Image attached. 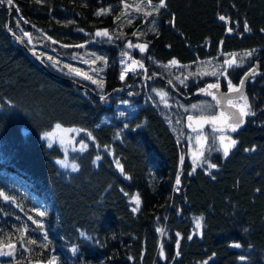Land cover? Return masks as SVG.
I'll return each instance as SVG.
<instances>
[{
    "label": "trees",
    "instance_id": "1",
    "mask_svg": "<svg viewBox=\"0 0 264 264\" xmlns=\"http://www.w3.org/2000/svg\"><path fill=\"white\" fill-rule=\"evenodd\" d=\"M165 3L159 11L145 0L0 4V192L9 197L0 196V246L16 244L0 264H47L53 256L55 264H264V0ZM101 9L107 13L97 15ZM127 44L147 48L127 51ZM80 45L101 62L99 87L41 57L46 48L67 55ZM127 52L143 68L121 79ZM231 57L237 64L221 68L224 78L195 72ZM256 61L244 93L255 115L230 135L237 143L227 158L206 155L215 169L193 171L181 128L187 114L174 91L186 96L210 84L226 90L225 78L237 86ZM144 73L146 88L139 85ZM152 88L179 104L155 106L144 99ZM119 100L137 105L134 113L116 119ZM56 124L84 133L86 151L70 155L75 172H63L56 164L61 151L41 139ZM135 196L140 206L133 212Z\"/></svg>",
    "mask_w": 264,
    "mask_h": 264
},
{
    "label": "rangeland",
    "instance_id": "2",
    "mask_svg": "<svg viewBox=\"0 0 264 264\" xmlns=\"http://www.w3.org/2000/svg\"><path fill=\"white\" fill-rule=\"evenodd\" d=\"M140 8H143V7H140ZM24 33H23V36L28 42V44L30 43L29 46L30 47L35 46L36 44H34L32 39L30 38V35L28 37V36H25ZM97 37H102V36H97ZM38 45H39L38 47L39 50L41 49V47L45 46L42 41L39 42ZM128 45L129 44L126 45L127 51H130L131 49H136L140 51L139 48H136L135 46L129 47ZM77 48H78L77 51L72 52L67 55L59 53L54 49L49 48L48 50V48H46L44 49L45 50L44 52H40L42 54V56L41 55L40 56L43 57L44 60L47 63H49V65H51V67H53L56 71L60 73H64L65 75L73 77L75 79L88 81L94 84L95 86L99 87L98 80L100 79V76L102 73L101 71L103 70L102 69L103 67L99 64L101 63L100 60L96 56L88 53V51L86 52V50L84 49L82 45L77 46ZM127 53L129 54V52ZM125 57H126V60L123 62L124 65L122 66L123 73L133 72V71H125V70H126V67L132 66V60L134 59L130 56V54L129 56H125ZM232 59H235V64H233L232 66H235L237 64L236 58L231 57L226 60H232ZM226 60L222 62L221 66L216 65L215 63H209L207 64L208 67H204V68L203 66H198L195 72L202 76L206 75L210 77L224 78L222 76L223 73H221L222 72L221 68H226V69L230 68V66L225 63ZM134 68H135L134 71H138L139 69H141L139 65L134 66ZM72 69L78 70L79 72L86 74L88 77H91V79H87L83 75H77L76 71H71ZM184 71L186 75L190 73L188 70H184ZM93 81H96V82L93 83ZM224 81L228 84V88H229L228 80L225 78ZM148 82L150 81L149 80L146 81L144 88H146V85ZM139 85L143 87V84L139 83ZM164 85L167 88L168 87L170 88L169 83L164 82ZM158 93H165L163 100L161 99L160 95H158ZM152 95L155 97L154 99H156V103ZM176 98L179 99L177 96ZM176 98L170 95L166 90L159 89V88H152L149 93L148 91L144 92V99L151 103H154L155 106L160 105L161 107H166L165 105H167V107L169 108L170 106L179 104ZM233 102L236 104L243 103V101H240L239 99ZM194 105L196 107H193ZM136 106L137 105L130 104L129 102L125 100H119L118 105L116 106V116H115L116 119H122L123 117H127L128 114L132 115L134 113ZM180 106L187 115H206L208 113L212 114L214 112V109L213 110L211 109L213 108L212 104L207 99H199L198 102H195V103L191 102L188 104L181 101ZM250 117L252 116H247L245 117V119H248ZM182 127L183 129H185V132H186V135L184 136L186 145H187L186 153H187L189 162L191 163V166L194 167V164H193L194 155L198 156L200 160L202 161L200 164L195 165V168L208 165V161L207 160L206 162L204 161H205V158H207L206 155L211 154L210 152L212 153L218 152L223 155L222 150L218 151V149H220L221 147L219 137L221 134L230 136L233 133V132H228V131L221 133L219 131H214V129H210V128H206L198 132H193L186 123H182L181 128ZM170 128L173 130L172 127ZM62 129H73L74 131H71L65 134V133L57 131L56 128L54 127L51 131H49V132L55 133V135H53V137L51 138V141H49L48 139H45L46 133L42 135L41 139L45 142L47 146L49 142H51L52 146L54 145L59 148V150L62 153V158L57 161H61L62 163H57L56 161V164L63 172H68V173L75 172L77 170V166H76V170L74 171L72 168V165H76V164L70 161V155L75 154V153H83L84 151H86L88 144L85 142V140H83L82 136L84 135V133L81 130L77 128H64V127H62ZM198 134L201 136V140L199 141V143L196 140V137ZM88 139L90 138L88 137ZM81 145H86V147L81 149ZM209 146L210 147L212 146L210 151H208ZM201 152H203L202 157L199 156ZM108 154L111 156L110 151H108ZM96 161L97 159L95 157L94 162L96 163ZM195 229L197 231L199 229L197 228V224L195 225ZM0 256L4 257L5 255H0Z\"/></svg>",
    "mask_w": 264,
    "mask_h": 264
},
{
    "label": "snow or ice",
    "instance_id": "3",
    "mask_svg": "<svg viewBox=\"0 0 264 264\" xmlns=\"http://www.w3.org/2000/svg\"><path fill=\"white\" fill-rule=\"evenodd\" d=\"M38 2H40V0H38ZM5 3L8 4V5H10V6H14V0H0V4H5ZM145 3L147 4L148 7L153 8L156 11H159L160 8L166 7L165 0H159V4L158 5L153 4L152 3V0H145ZM127 7H128V5L125 4V8H127ZM16 11L19 12V9L17 8ZM106 13H107V10L101 9L100 12L97 13V15H102V14H106ZM124 15H126V13ZM145 15H151V12H146ZM117 19H119V17ZM220 19L221 20H224L225 17L221 16ZM25 22H27V21H25ZM129 22H131V21H129ZM244 30L245 31H248L249 30V28H248L247 25H245ZM228 31L231 32L232 29L229 28ZM24 35L25 36H28L29 33L25 32ZM96 35L97 36H108L109 34H108L107 31H103V32L97 31L96 32ZM134 35H135V33H134ZM128 46L129 47H133V45H131V44H129ZM135 47L136 48H139L141 52H144L146 50V48H147V45H140V44H138V45H135ZM251 54L252 53H248L247 55H251ZM124 55H128V54L127 53H124ZM225 63L228 64L231 67L233 64H235V59L226 60ZM171 64L175 65V64H177V61L173 60V61H171ZM136 65H139V67L143 68V64H141L139 61L132 60V66L126 67V70L125 71H134L135 70L134 66H136ZM71 71H76V74L77 75H83V76H85V78L91 79V77H88L86 74L81 73L78 70L72 69ZM251 74L252 75L255 74V70L254 69L252 70ZM247 78H248V76L245 77V79H247ZM121 79H124V73L121 74ZM95 82L96 81H93V83H95ZM243 85H244V80H241L239 87L233 86L231 84V82L229 81V89H230V91L235 92V93H239V100L240 101H243V103L242 104H236L231 99H229L227 101L228 104L230 106H232V107H234V108L237 109L238 115H235L234 114L231 123H225V126L224 127H222V128H215L214 131H219L221 133H224L225 131H228V132H236L244 124V122H245V119L244 118L245 117L255 115V112L252 111L251 105L248 103L247 97L244 96L243 93L241 92V89L243 88ZM208 87H209V89H211V88H218L219 85H217V84H210ZM206 94H211V93L206 92ZM158 95H160L161 99L163 100L164 99V96H165V93H158ZM165 106L167 107V105H165ZM193 107H196V106L194 105ZM188 119H189V121H192L193 118L192 117H189ZM215 121H216V118L215 117H212L211 120H205V121H202V122L203 123H213V124H215ZM198 123H199V121H198ZM188 127H190L193 132H197V128L196 127H193L191 123H189ZM55 128H56L57 131L62 132V133H65V134L68 133V132L74 131L73 129H62V126L60 124H56ZM53 135H55V133H52V132L46 133L45 134V139H48L49 141H51V138L53 137ZM196 140H197L198 143L201 140V136L199 134L197 135ZM219 140H220L221 147H220V149H218V151L222 150L223 156L225 158H227L228 155H229V153H230V150L235 147L237 141L235 139H233L231 136H226V135H223V134L220 135ZM48 146L49 147H52V143L49 142ZM84 147H86V145H81V149H83ZM246 151H248V149H246ZM199 156L202 157L203 156V152H201L199 154ZM96 159L99 160L100 157L97 156ZM201 162L202 161L200 160V158L198 156H195L194 155V157H193V164H194L193 171H195V165H198ZM204 162H206V158H205V161ZM57 163H62V162L61 161H57ZM181 163H183V157H181ZM207 166L210 169H215L217 167V165L212 164V163H208ZM72 168L75 171L76 170V165H72ZM121 171H123L122 168H121ZM176 184L177 185L180 184V177H179V175H177ZM0 196H2L5 200H8L9 199V197L6 196V195H4V193H2V192H0ZM132 202L136 205L133 208V212L138 211L139 210V206H140V199H139V197L138 196L133 197L132 198ZM37 215L42 216L43 213L42 212H38ZM29 219H32V218L29 217ZM33 223L34 224H39V222L36 221V220H33ZM196 224H197V228H199L201 226V224H200V218H197ZM177 236H179V234H177ZM45 239H47V237H45ZM189 239H191V237H189ZM21 240L22 241L24 240V237L23 236H21ZM27 244H36V241L35 240H27ZM6 247L9 249V251L7 253H5L3 251V247H0V255L7 254V255L11 256L13 254V251L12 250H14L16 248V244L9 242L6 245ZM232 247L240 248L241 245L237 243V244H233ZM73 251H75V249H73ZM163 255H164L163 254V251H161V256H163ZM241 259H243V257H241ZM55 260H56V258L53 256L52 258H50L47 261V264H55ZM205 264H206V262H205Z\"/></svg>",
    "mask_w": 264,
    "mask_h": 264
},
{
    "label": "water",
    "instance_id": "4",
    "mask_svg": "<svg viewBox=\"0 0 264 264\" xmlns=\"http://www.w3.org/2000/svg\"><path fill=\"white\" fill-rule=\"evenodd\" d=\"M8 12H10V8H7ZM26 54L30 58L31 61H33L35 64L43 67V62L41 61L40 57L35 54V52L31 49H26ZM255 70V73L258 71L259 66L258 62L256 61L253 66L244 73V75L241 77L238 86H240L241 80H244L243 88L241 89V92L245 93V86L247 82L250 80V78L253 76L251 74L252 70ZM248 76L247 79L245 77ZM72 83L78 87H81L79 83H76L72 81ZM203 90V91H202ZM115 93L118 92V89L114 91ZM176 96L182 100L183 102H189L192 99H198V98H204L207 99L213 106L214 112L212 114H206V115H186L185 122L187 125L189 123L192 124L193 127L197 128V132L201 131L206 128L215 129V128H222L225 126V123H231L233 119V115H238L237 109L230 106L228 104V100L231 99L232 101L239 99V93L232 92L230 90H221L218 88H211L209 89L208 85H203L201 87H198L197 89L193 90L192 94H190L188 97L184 96L183 94L179 93L178 91H174ZM206 92L211 94H206ZM139 94L134 95L131 93L128 98L133 99L138 97ZM189 117H192V121H189ZM212 117L216 118L215 124L213 123H203L202 121L205 120H211ZM199 121V123H198ZM190 128V127H189ZM191 129V128H190ZM192 130V129H191ZM3 247V251L7 253L9 249L6 246H0ZM13 254L11 256L5 254L8 257H13L15 249L12 250Z\"/></svg>",
    "mask_w": 264,
    "mask_h": 264
},
{
    "label": "built area",
    "instance_id": "5",
    "mask_svg": "<svg viewBox=\"0 0 264 264\" xmlns=\"http://www.w3.org/2000/svg\"><path fill=\"white\" fill-rule=\"evenodd\" d=\"M125 5V4H124ZM129 7H131L130 5H128ZM177 175H178V173H177ZM176 178H177V176H176ZM179 187H180V185H177L176 184V181H175V192L177 193L178 192V189H179Z\"/></svg>",
    "mask_w": 264,
    "mask_h": 264
},
{
    "label": "flooded vegetation",
    "instance_id": "6",
    "mask_svg": "<svg viewBox=\"0 0 264 264\" xmlns=\"http://www.w3.org/2000/svg\"><path fill=\"white\" fill-rule=\"evenodd\" d=\"M226 90H229V88H227ZM185 91H186V90L184 89L183 92L185 93ZM184 93H183V94H184ZM189 95H190V94H187L186 96H189ZM244 119H245V118H244Z\"/></svg>",
    "mask_w": 264,
    "mask_h": 264
}]
</instances>
